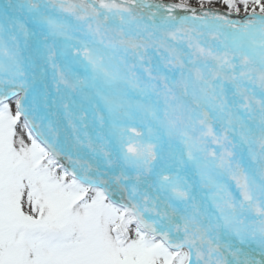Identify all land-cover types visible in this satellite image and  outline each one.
<instances>
[{"label":"snow or ice","instance_id":"obj_1","mask_svg":"<svg viewBox=\"0 0 264 264\" xmlns=\"http://www.w3.org/2000/svg\"><path fill=\"white\" fill-rule=\"evenodd\" d=\"M0 264H264V0H0Z\"/></svg>","mask_w":264,"mask_h":264},{"label":"rangeland","instance_id":"obj_2","mask_svg":"<svg viewBox=\"0 0 264 264\" xmlns=\"http://www.w3.org/2000/svg\"><path fill=\"white\" fill-rule=\"evenodd\" d=\"M220 10L223 11L224 9L221 7Z\"/></svg>","mask_w":264,"mask_h":264}]
</instances>
